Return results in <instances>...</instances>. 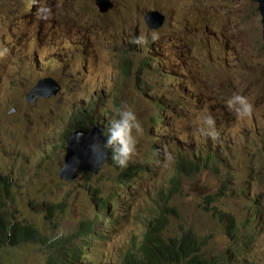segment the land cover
Instances as JSON below:
<instances>
[{"label":"rangeland","instance_id":"obj_1","mask_svg":"<svg viewBox=\"0 0 264 264\" xmlns=\"http://www.w3.org/2000/svg\"><path fill=\"white\" fill-rule=\"evenodd\" d=\"M112 1L113 8L101 15L93 0H49L47 5L54 15L42 20L37 17V10L26 16L24 13L29 8L22 14L11 15L19 5L20 9L25 7L27 0H0L3 11L0 12V49H8L0 56V173L12 177L15 202L7 216L12 224L33 227L41 234L42 241L53 245L60 239H51L58 228H63L65 235L77 231L75 220L92 210L93 189L99 186L108 189L113 185L110 168L94 177L79 173L75 180L59 178L64 162L62 135L68 126L58 119V108L67 110L80 104L84 97L103 95L106 90L115 92L106 97L115 108L122 102L137 108L144 132L134 159L151 177L141 193H133L131 197H136L133 204L119 210L118 217L122 218H113L112 229L104 231L102 238L90 240L85 250L90 251L88 257L96 259V264H118L136 246V239L140 240L143 228L140 210L146 204V195L164 184V167L157 163L156 152L163 153L164 146L171 151L182 146L192 149L208 145V138L196 132V121L205 109L212 107L215 112H222L224 104L218 100L226 101L234 91H239L252 103L251 117L264 137V43L256 3L249 0ZM149 8L164 13L167 24L157 32L156 40L149 36L144 44L131 43L133 37L152 32L143 20ZM177 33L186 40H168ZM76 40H82L84 49L86 41L89 42L92 50L88 60H83L85 67L74 57L66 62V58L59 56L63 48H68L69 41ZM125 51L133 54V68L128 75L118 67ZM45 76L57 79L61 90L55 97L31 104L26 92ZM140 88L145 91L141 98ZM184 97L189 100L188 109L180 108L178 118L170 117L168 109L172 107L176 112ZM157 99L166 106L159 134L162 138L158 142L154 136L159 132L158 126L155 129L149 117L151 104ZM11 100L21 110L9 111L16 106ZM191 101L203 104L196 109ZM259 104L261 108L254 109ZM44 116L47 117L43 120ZM239 121L247 127L245 119ZM221 145L225 149L230 147L220 163L223 168L231 164L224 169L230 181L222 183L207 172L189 181L185 190L190 196L173 201L180 216H173L169 228L172 234L184 228L194 229L206 239L205 248L215 254L223 253L228 246L225 225L245 212L247 202L241 190L249 196L258 195L264 206V156L254 164L244 162L261 156L252 155L247 128L234 135L225 131ZM208 193H218L216 201L208 199ZM43 200L50 201L54 208L44 206ZM60 204L66 211L62 217L57 209ZM47 217L52 221L46 220ZM260 221L257 216L253 223ZM254 236L246 258L234 264H264V223ZM28 244L26 252L11 247L0 250L2 264L44 263L46 259L33 256L40 250L47 251V247L34 242Z\"/></svg>","mask_w":264,"mask_h":264},{"label":"clouds","instance_id":"obj_2","mask_svg":"<svg viewBox=\"0 0 264 264\" xmlns=\"http://www.w3.org/2000/svg\"><path fill=\"white\" fill-rule=\"evenodd\" d=\"M48 1L49 0H27V4L25 5V7L20 9L19 5L11 12V15L22 14L24 9L29 8L24 13L26 16H31V13H29L31 10H37L38 19L47 20L54 15L53 9L49 5H47ZM152 11H156L160 16H162V22L157 27L149 28L145 21V16ZM0 12L3 13L2 9H0ZM143 20L146 25L145 27L152 32H149L147 34H140L133 37L130 41L131 43L144 44L149 36L153 41L156 40L159 35L157 32L162 31V29L167 24L166 15L158 9L149 8V10L144 14ZM35 24L36 23H34L33 26ZM178 35H181V33L172 35L173 37L168 40H186V38H179ZM262 42L264 43L263 40ZM86 44V49H84L82 47V40L69 41L68 48H63L59 52V56L66 58V62H69L70 58L74 57L76 61L82 63V65L84 66L83 52H85L84 56L87 61V56L92 51L89 47V42L86 41ZM76 46L81 47V50H79V52L75 51L74 47ZM7 52V48L0 49V56L5 55ZM121 56L119 58L118 67L122 73L128 75V73L126 72H130L133 68V54L131 51H128L127 57H129L132 62L128 71H124L122 69ZM58 60H60V58H58ZM46 77L55 79L52 76H45L43 78ZM55 80L58 81L57 79ZM37 82L29 88L28 92H26L27 94L31 92ZM187 88L190 89V87ZM211 88L212 90L214 89V87ZM186 92L187 91L185 90V93ZM114 93L115 92L106 90L105 93L101 95L104 100L102 98L98 100L94 97L95 94H92L90 96L84 97L80 104L73 105L74 107L72 106L67 110H60L58 108L57 114L58 119L62 120L68 126L66 133L62 135V142L64 146V162L62 163L59 171V178L64 179L65 181L75 180L79 173L89 174L94 177L100 175L108 168H110L112 170L110 176L113 185L108 189H104L102 186L93 189V194L91 196L92 210H90L87 214H83L82 216L79 215L75 220L77 223L76 232L65 235L66 233L64 229L58 228L55 234L51 237V239L53 240L60 238L58 243H55L53 245L50 243H46L45 241L41 240V234L33 227L24 226L20 223L12 224L10 221H8L4 225L0 224V237L2 239L0 241V250L11 247L13 249L20 248L22 251L26 252L29 249L28 243L34 242L39 243L40 245H44L48 249L47 251L40 250L37 252V255L33 256L36 259H46V261L42 264H96V259L88 257V255H91L90 251L85 250L87 249L90 240L96 237L102 238V233L104 231L112 229L111 226H113L114 223L113 218H122L118 217L121 216L119 210L122 211V209H124V206H130L131 204H133V200L136 197L132 198L131 196L135 192L140 191L139 193H141L144 190V186L148 181V178L151 177L148 172L143 171L140 168L139 163H137L134 159V157L138 155L137 145L139 143L140 137L144 132L142 123L137 115V108H134L133 105L126 102H122L120 106L115 108L107 101L106 98L108 95ZM142 94H145V91L140 88V91L138 92L139 98H141ZM51 97L44 98L43 96H40L39 98L35 99V101L30 103L35 104L39 99H48ZM90 101H92L94 104L93 115L96 116V119L93 122L84 120L79 112V110L81 111V109L86 108V104ZM104 101H107L108 105L105 104ZM187 101L189 100L184 97L182 104L178 107L176 112L173 111L172 107L168 109L169 116L172 118H178V111L180 110V108L185 110L188 109ZM10 102L12 103V100ZM218 102L224 104L225 109L222 112H215L212 107H209L208 110L211 113L208 112L207 109H205L204 114L196 121V132H198L200 136L208 138V145L206 147H193L191 149L188 146H182V148L177 147L176 149H171V151H169L168 147L164 146L163 153H160L158 151L156 152V158L158 160L157 163H159L161 167H164V184L161 189L156 190L154 193L146 195V204H144L142 209L140 210V213L142 215V219L140 222L143 226L140 240L143 239V236L151 234L154 237H159L163 242L167 241L165 243H170L179 241L184 235L196 233L198 235L197 241L200 245V250L193 251L190 254H187V256L191 258L196 255H202L203 258H205L209 262H213V264H234L238 262L240 258H246V253L250 248H246L245 250L243 248L250 246V244L254 242V234L260 232L261 226L264 223V206L258 200V195L256 194L249 196L248 193L246 194L243 190L240 191V194H245L246 197L247 204L244 208L245 212L243 215L235 217L236 220L234 218L225 225V235L227 238L228 246L225 248V251L223 253L215 254L209 251L208 248H205L207 245L206 239L202 238L200 234L192 228H184L176 234H172L169 232L173 216L175 215L177 218H179L180 216L179 209L173 201L178 197L190 196L189 193L185 190V185L189 181H192L202 172L214 174L216 180H222V183L230 181L224 169L230 168L231 164H225V168H223L220 164L223 161L224 157L228 155L227 153L230 148L229 147L228 149H225L221 145V140L225 135V131L230 135H234L237 131L247 128V131L249 132V138L251 140V146L253 149L252 155L261 156L255 160L244 162L254 164L264 156V137L262 133L259 132V126L257 122L254 120V118L251 117L253 105L248 97L239 91H234L226 99V101L222 99L218 100ZM12 104L16 105L15 102ZM202 104V101H199L197 103L192 102V105L196 109H199ZM165 108L166 106L160 99H157L155 102H153V104H151L149 117L155 129L157 128V126V130L159 129V132L157 131L158 133H155L154 135L155 141L157 142L162 138H159V134H161V125L164 119L163 111ZM259 108H261V104H259L254 109ZM12 110H14L15 112L16 110L19 111L21 110V106H13L9 111ZM46 117L47 116H44L43 120ZM71 119L80 123L82 127L73 128L70 124ZM243 119H245L244 122L247 127L241 125V122L239 120ZM84 123H87V127L84 125ZM95 129H99L101 135L104 137V140L102 142L94 138L92 143L89 144V150L92 154L93 162L98 166L101 164L97 169V173L79 169L73 173L75 174V177L70 180H66L65 177H61L60 173H68L70 171H74L75 169V158L72 161H68V145L71 138L75 135V139L78 141L84 132L91 133ZM204 158H207L208 161L214 165L211 170L205 167ZM131 166L134 167L132 170V174L126 180H122L121 182H119L116 178L117 173L121 171H127ZM141 171H143L142 179H140ZM89 191L90 190L88 189V192ZM217 195L218 193L206 194L207 198L211 199L212 201H216ZM251 199L254 202L252 210H254L255 207L260 209L258 215L261 217V221L260 223H257L258 226L253 223L257 221L256 215H254L253 218L251 217L254 214L253 211L250 212L249 217L248 205ZM244 217H246L248 220L247 228L246 231H244L245 227L244 230L242 229L243 233H240L241 245L236 247L233 245L239 239L240 234H238L234 224L237 222V224L242 228ZM240 218H243L242 223L239 222ZM50 221H52V219H50ZM36 233H38L37 237H35ZM140 240L136 239L137 244ZM135 247L136 246L131 249L133 250ZM201 250L204 253L199 254ZM33 257L30 260H33ZM125 259L126 257L124 256L118 264H126ZM166 264H183V262Z\"/></svg>","mask_w":264,"mask_h":264},{"label":"trees","instance_id":"obj_3","mask_svg":"<svg viewBox=\"0 0 264 264\" xmlns=\"http://www.w3.org/2000/svg\"><path fill=\"white\" fill-rule=\"evenodd\" d=\"M76 52H79L81 50V47H74ZM128 51H125L121 58H122V69L124 71H128L130 68L132 62L129 57H127ZM85 52H83V60L86 62L85 58ZM128 73V72H126ZM12 78V77H10ZM14 79L12 78V81ZM30 87V84L27 85ZM96 99L100 100L102 96L100 94H95L94 96ZM105 104L108 105L107 101H104ZM93 102L90 101L86 104V108L81 109L80 115L81 117L86 121L93 122L96 119V116L94 114V106ZM70 124L73 128H80L82 127L80 123L76 122L75 120L71 119ZM84 125L87 127V123H84ZM204 165L208 169L213 168V164L208 161L207 158H204ZM133 166H131L127 171H121L117 173L116 178L119 182L122 180H126L131 174L133 170ZM6 172V171H5ZM12 180V177L6 175L5 173H0V224L4 225L6 224L9 219L7 218L9 214V207L11 204L15 202V197L13 194L12 186L10 181ZM42 204L46 207H52V204L50 201L43 200ZM257 204V203H256ZM59 210V215L62 217L64 213L66 212L64 207H62V204H60L59 207H57ZM260 209L255 207V212L251 216L253 218L254 215H257L259 213ZM257 213V214H256ZM51 217H47L46 220H50ZM248 220L246 217H244L243 226L247 228ZM236 227V230L238 234L243 233L242 228L237 224V222L234 224ZM38 236V233L35 234V237ZM198 235L195 233H191L188 235H184L179 241H174L170 243H165L167 241L160 240L159 237H154L151 234H148L147 236H143V239H141L136 247L132 250L130 249L125 257V263L126 264H166V263H174V262H183V264H213V262H209L205 258H203L202 255H196L194 257H189L187 254H190L193 251L200 250V245L197 241ZM241 234L239 236V239L235 242L233 246H240L241 240H240ZM0 237V241H1ZM169 242V241H168ZM204 253L202 250L199 254ZM0 264L2 262L0 261Z\"/></svg>","mask_w":264,"mask_h":264},{"label":"water","instance_id":"obj_4","mask_svg":"<svg viewBox=\"0 0 264 264\" xmlns=\"http://www.w3.org/2000/svg\"><path fill=\"white\" fill-rule=\"evenodd\" d=\"M251 1L257 3L258 5L262 22V40L264 41V0ZM94 3L98 12L101 14L107 13L113 7V2L111 0H94ZM145 21L149 28H154L161 24L162 16H160L156 11H152L146 14ZM60 89L61 86L58 81L51 77H46L37 82L31 92L27 94V99L29 102H33L40 96H43L44 98L55 96L58 94ZM99 137H102L101 132L99 129H95L91 133L84 132L78 141L75 139V135L71 138L68 145V161H72L75 158V169L74 171H70L68 173H60L61 177H65L66 180H70L75 177V174L73 173L79 169L97 173V169L101 164L98 166L93 162L92 154L89 150V144L92 143L94 138L96 139Z\"/></svg>","mask_w":264,"mask_h":264},{"label":"bare ground","instance_id":"obj_5","mask_svg":"<svg viewBox=\"0 0 264 264\" xmlns=\"http://www.w3.org/2000/svg\"><path fill=\"white\" fill-rule=\"evenodd\" d=\"M177 31H180V30H176L175 32H177ZM98 141H100V142H102L103 140H104V137L102 136V137H99V138H96ZM252 206H254V202L252 201V202H250L249 203V205H248V211H249V214H250V212L251 211H253V212H255V209L254 210H252L253 208H252ZM257 214V213H256ZM256 216H258L259 217V219L261 220V217L257 214ZM256 226H258L257 225V223H254ZM246 248H250V246H248V247H244L243 249L245 250Z\"/></svg>","mask_w":264,"mask_h":264}]
</instances>
